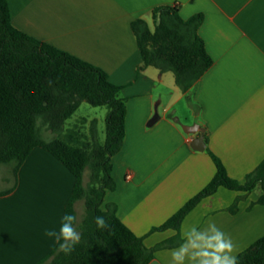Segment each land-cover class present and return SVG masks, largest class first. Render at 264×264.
Returning a JSON list of instances; mask_svg holds the SVG:
<instances>
[{
    "label": "crops",
    "instance_id": "obj_1",
    "mask_svg": "<svg viewBox=\"0 0 264 264\" xmlns=\"http://www.w3.org/2000/svg\"><path fill=\"white\" fill-rule=\"evenodd\" d=\"M8 4L16 29L102 69L112 84L121 87L126 136L112 158L116 189L106 193L102 209L116 204L118 218L144 238L148 248L178 234L172 229L152 230L213 180L217 167L212 154L240 184L264 161V0H8ZM167 6H178L184 20L204 16L199 35L213 65L188 93L177 86L172 72L140 70L143 59L132 23L143 19L154 31L155 10ZM77 112L66 122L61 139L90 148L96 121L103 144L106 129L103 140L101 120L76 118ZM194 125L204 130V150L192 144L200 133L189 135L183 129ZM75 185V175L42 147L31 151L16 175L0 172V264H38L54 252L56 245L45 231H59ZM261 194V188L245 193L221 187L190 212L180 236L186 227L203 229L214 222L236 244L238 258L264 237ZM237 199L238 209L232 212ZM75 208L80 231L85 215L77 203ZM172 249L157 251L150 264H170Z\"/></svg>",
    "mask_w": 264,
    "mask_h": 264
},
{
    "label": "trees",
    "instance_id": "obj_2",
    "mask_svg": "<svg viewBox=\"0 0 264 264\" xmlns=\"http://www.w3.org/2000/svg\"><path fill=\"white\" fill-rule=\"evenodd\" d=\"M155 17L154 31L143 19L132 23L143 59L140 70L154 67L162 73L172 72L177 86L188 93L213 65L199 35L204 16L197 14L184 20L178 6H167L157 8ZM120 91L121 87L112 84L102 69L16 29L8 0H0V165L12 166L16 175L31 151L42 147L76 177L66 213L77 215L76 203L85 201L81 242L68 255L55 248L38 264H150L157 251L178 247L185 218L221 187L245 193L261 188L258 202L264 205V161L240 184L212 154L217 167L213 180L163 225L152 230L172 229L178 234L148 248L144 238L118 218L116 204L102 209L106 193L116 189L112 158L121 151L126 136L127 110ZM84 102L109 109L103 144L98 141L96 121L92 124L90 148L75 147L61 137L44 139L45 131L62 134L66 122ZM87 169L91 175L86 185ZM239 201L232 206V212L238 209ZM96 216H104L110 227L97 229ZM238 264H264V237L238 256Z\"/></svg>",
    "mask_w": 264,
    "mask_h": 264
},
{
    "label": "clouds",
    "instance_id": "obj_3",
    "mask_svg": "<svg viewBox=\"0 0 264 264\" xmlns=\"http://www.w3.org/2000/svg\"><path fill=\"white\" fill-rule=\"evenodd\" d=\"M78 217L65 213L62 216L59 231L46 230L58 253L71 254L81 242L82 234L78 231ZM97 229H108L109 222L104 216L94 217ZM237 246L230 236L214 222L203 229L195 225L186 227L182 232V242L171 250L170 264H238Z\"/></svg>",
    "mask_w": 264,
    "mask_h": 264
},
{
    "label": "rangeland",
    "instance_id": "obj_4",
    "mask_svg": "<svg viewBox=\"0 0 264 264\" xmlns=\"http://www.w3.org/2000/svg\"><path fill=\"white\" fill-rule=\"evenodd\" d=\"M156 24V17L154 21V26ZM81 109L77 112L76 118H84V117H93L96 116L101 120V137H103V140L105 139V129H106V121L105 117L106 114L108 113V109L106 107H93L89 105L88 103H83L81 105ZM68 134V133H66ZM63 136V133L60 134L59 136L54 135L51 132L45 131L43 133V137L45 140L49 141L52 140L55 137H61ZM90 146V145H89ZM0 172L2 174H9L10 176H13L14 170L12 166L9 165H0ZM90 175H91V170L87 169L84 175V183L87 185L90 181ZM78 209L80 210V213L82 214V217L85 215V201L80 200L77 202Z\"/></svg>",
    "mask_w": 264,
    "mask_h": 264
},
{
    "label": "water",
    "instance_id": "obj_5",
    "mask_svg": "<svg viewBox=\"0 0 264 264\" xmlns=\"http://www.w3.org/2000/svg\"><path fill=\"white\" fill-rule=\"evenodd\" d=\"M184 131L187 134L196 135L200 133V136L195 138L192 142L193 147L198 150H204L205 148V141H204V130L200 128L198 125L194 126H183Z\"/></svg>",
    "mask_w": 264,
    "mask_h": 264
},
{
    "label": "built area",
    "instance_id": "obj_6",
    "mask_svg": "<svg viewBox=\"0 0 264 264\" xmlns=\"http://www.w3.org/2000/svg\"><path fill=\"white\" fill-rule=\"evenodd\" d=\"M189 135H191V134H189ZM130 178H131V176L129 175V176H128V179H130Z\"/></svg>",
    "mask_w": 264,
    "mask_h": 264
}]
</instances>
